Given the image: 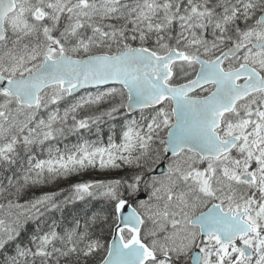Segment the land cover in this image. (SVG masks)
I'll return each instance as SVG.
<instances>
[{
  "label": "snow or ice",
  "instance_id": "1",
  "mask_svg": "<svg viewBox=\"0 0 264 264\" xmlns=\"http://www.w3.org/2000/svg\"><path fill=\"white\" fill-rule=\"evenodd\" d=\"M0 264H264V0H0Z\"/></svg>",
  "mask_w": 264,
  "mask_h": 264
}]
</instances>
